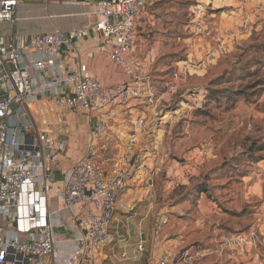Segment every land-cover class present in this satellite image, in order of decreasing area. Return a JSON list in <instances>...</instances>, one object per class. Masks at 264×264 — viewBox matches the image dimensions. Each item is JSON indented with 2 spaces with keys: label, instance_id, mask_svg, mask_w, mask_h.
Segmentation results:
<instances>
[{
  "label": "built area",
  "instance_id": "obj_1",
  "mask_svg": "<svg viewBox=\"0 0 264 264\" xmlns=\"http://www.w3.org/2000/svg\"><path fill=\"white\" fill-rule=\"evenodd\" d=\"M24 1L27 0H0V23L14 22L15 11ZM146 3L147 0H83L86 15L91 19L83 28L66 34L54 31L25 39L16 37L0 44V264H47L42 259L56 255L51 218L58 211L48 210L46 195L37 189L36 183L38 173L55 165L66 152V145L36 127L29 105L37 101L39 94L35 76L53 68L60 51H72L73 42L91 30L101 38L97 52L119 68L126 79L105 86L78 60L65 78L67 92L53 100V105L60 109L96 115L86 150L66 176L61 193L62 210L78 230L77 257L70 263H89L95 250L111 244L110 225L118 200L149 157L156 156L157 133L167 116L160 108L161 98L154 97L150 76L130 60L135 27L143 17ZM241 16L240 28L247 30L249 21L244 11ZM228 40H221L211 48L205 61L211 63L227 54ZM155 57L156 51L151 50L149 61ZM201 66L192 60L178 66L166 83V98L174 99L186 76ZM203 98L202 91L187 95L170 117L176 118L181 111L189 113ZM133 102L148 103L151 113L135 120L120 153L111 164H104L99 156V143L111 127L115 109ZM196 167H201V163L197 161L183 172L186 182ZM216 247L217 254L246 261L264 249V226L223 236ZM142 250L143 246L138 244L137 253ZM189 252L178 256L164 253L153 264L182 261L192 264L197 253ZM133 257H137L136 253Z\"/></svg>",
  "mask_w": 264,
  "mask_h": 264
},
{
  "label": "rangeland",
  "instance_id": "obj_2",
  "mask_svg": "<svg viewBox=\"0 0 264 264\" xmlns=\"http://www.w3.org/2000/svg\"><path fill=\"white\" fill-rule=\"evenodd\" d=\"M204 1L209 0H148L143 18L135 27V45L130 56V60L150 76L154 97L161 98L160 108L167 112L157 133L159 143L155 149L156 156H150V161L146 162L149 165L144 167L142 187H151L149 191L154 204L153 212L157 211L158 204L180 201L192 188L202 185L206 193L200 196L204 195L206 199L213 201L224 215L213 219L219 221L222 232L215 234L217 236L211 237L210 241L194 243L192 246L196 251L201 245L216 250V243L221 237L264 226V151L253 158L245 153L252 143H256L257 147L264 145V92L257 97L259 88H243L256 80L255 77H248L244 82L237 81L231 85L210 84L221 75L226 77L225 71L237 72L239 69L236 67L229 68L239 60L243 64L249 60L258 62L259 58H264V50L256 55L248 49L250 45L264 44V24L258 30L256 42H236L230 46L227 54L207 63L205 56L210 49L198 57L190 56L189 54L195 55L192 52L193 43L198 38L202 42L210 39L211 33H215L212 28L227 19L221 14L212 19V6ZM219 36L218 34L216 37ZM153 48L156 57L149 61ZM241 55L242 59L239 58ZM188 60L202 66L186 76L177 96L169 101L165 96V84L171 73ZM255 69L252 67L250 70ZM258 76L264 81V70ZM240 86L244 95L238 92ZM194 91L204 92L205 100L189 109V113L181 111L179 116L171 118L172 110L177 108L178 102L185 100ZM190 106L191 103L188 107ZM29 111L38 129L51 133L58 142L65 143L66 152L61 156L67 162L74 164L84 154L90 131L86 112L60 109L42 103L29 107ZM98 148L100 160L104 164H111L122 149L119 145H106L103 141ZM192 156L197 157L201 167H196L194 175L186 182L183 175L186 165H196L190 160ZM234 159L236 162L233 163ZM220 166L223 167L222 173L213 176L212 171ZM176 172L178 176H175ZM240 173H244V176H239ZM187 200L193 209L195 202L189 198ZM148 201L149 195L140 202L147 204ZM174 216H178V213H174ZM191 219V213L183 210L180 232L185 234L190 229L193 231ZM197 219L198 217L194 221ZM210 223L207 227H210ZM199 230L202 231L200 235L203 234L206 239L208 234H213L206 227ZM224 258L226 257L220 259L221 264H229ZM210 260L213 261L214 258L209 259V264H212ZM245 262L264 264V249Z\"/></svg>",
  "mask_w": 264,
  "mask_h": 264
},
{
  "label": "crops",
  "instance_id": "obj_3",
  "mask_svg": "<svg viewBox=\"0 0 264 264\" xmlns=\"http://www.w3.org/2000/svg\"><path fill=\"white\" fill-rule=\"evenodd\" d=\"M82 1H24L15 11L14 22L0 23V44L9 42L16 37L25 39L31 35H44L54 31L66 34L83 28L91 23V19L86 15V9L82 5ZM204 2L212 6L210 8L213 11L211 13L212 19L221 14L225 16L224 18L227 21L219 22V26L216 24L217 26L215 25L212 28L215 33H211L212 37L210 39L202 42L198 38V41H195L192 47V52L195 55L189 54L190 56L198 57L213 48L219 41L227 38H229L228 53L231 45L236 42L249 41L252 35H258L261 24H264V0H209ZM242 11H244L245 17L249 21L247 30H241L240 28ZM251 24L252 27H250ZM218 34L220 36L216 37ZM100 42L99 34L91 30L85 37L76 39L73 42L72 51H60L55 58V66L35 76L39 94L37 101L31 103L29 107L32 108L41 103L52 106L56 97L66 93L68 86L65 83V78L67 74L75 69L78 60L85 64L90 73L105 86L123 82L126 75L97 52ZM31 58L36 59L38 57L33 56ZM114 112L115 118L103 142L106 145H119L120 147L123 146L127 136L133 130L132 124L135 120L142 115L148 116L151 113L146 102L132 103L125 107L116 108ZM94 116L96 115L92 114L87 117L90 129L95 120ZM89 140L90 131L88 143ZM190 160L195 163L198 161L195 156H192ZM149 161L150 159H148ZM148 165L146 163V166ZM190 165H186V167H190ZM72 166V163L70 164L64 157L59 156L55 165H51L45 172H37L36 187L45 193L48 210L50 212L58 211L57 215L51 218L53 248L56 255L42 259L47 264H72L70 261L77 257L78 230L75 222L69 220L65 211L62 210L61 199L65 179ZM176 174L178 172L175 173V176H178ZM144 177L145 171L143 168L118 200L115 215L110 225L111 244L95 250L93 259L89 263L75 264H153L164 253L178 256L186 250H189V253H197L194 260L195 264H209L210 258H214L213 261L210 260L212 264H221L220 259L224 256L229 264L246 263L245 261L230 260L227 255L217 254L215 249L211 250L206 245H201L200 248L197 247V251L196 248H193L194 243H201L203 240L210 241L211 237L217 236L215 234H220L223 230L219 229L221 226L219 221L213 220L215 217L224 216L213 201L201 195L193 209H191L188 200L184 202L173 201L169 204L161 203L158 204L157 211L154 213V204L151 200V191H149L151 187L148 186L145 189L142 187ZM147 195H149L148 203H141L140 201ZM147 205L148 207H146ZM183 210L191 213L192 222L190 225L193 227V231L190 229L185 234L179 231V227L182 225L180 219ZM174 213H178V216H174ZM196 217L198 219L194 221ZM203 221L204 224L201 226ZM209 223L210 227H207ZM205 227L213 233L208 234L207 239L203 237V234L200 235L202 231L199 230ZM196 228H198L197 231H195ZM175 229H177L176 232ZM138 244L143 246V250L137 253L136 247ZM134 253L137 255L136 258L133 257ZM122 254H125L126 257L121 258ZM180 264L191 263L182 261Z\"/></svg>",
  "mask_w": 264,
  "mask_h": 264
},
{
  "label": "trees",
  "instance_id": "obj_4",
  "mask_svg": "<svg viewBox=\"0 0 264 264\" xmlns=\"http://www.w3.org/2000/svg\"><path fill=\"white\" fill-rule=\"evenodd\" d=\"M147 2H148V0H147ZM146 5H147V3H146ZM257 39H258V35H252L249 40H250L251 44H253L252 42L253 41L256 42ZM248 47H249L248 48L249 51H253V53L256 55L258 54L259 51L264 50V44H262V43H258V45H256V46L250 45ZM244 53H243V55H244ZM242 57L243 56L241 55L239 58L242 59ZM239 62H241V61L239 60ZM239 62L234 63L229 68V69H232V68L236 67L237 69H239V70H237L238 73L237 72L230 73V71H225L224 74L226 75V77H224V75H221L220 77L212 80L210 82V84L212 86L231 85L233 82H237V81L244 82V79H246L248 77H255V78H257L256 80L251 81L250 83H247V85L243 88H247V89L259 88L258 89L259 92L257 95V97H259L261 95V92H264V81L261 80L260 76H258V75H260V72L262 74V71L264 70V58H259L258 62H257V60L255 62L254 59L246 61L243 64L239 63ZM252 67L256 68L255 71L250 70ZM235 74H237V75L234 78ZM263 78H264V76H263ZM165 86H166V84H165ZM241 86L238 88L239 89L238 92H239V94L244 95L243 91L241 90L242 89ZM194 92H190L189 94L194 93ZM204 100H205V96L203 98V101ZM263 151H264V145H260L259 147H257L256 143H252L248 147V149L245 151V153L247 154L248 157L253 158L258 153L263 152ZM232 162L233 163L236 162V159H234ZM234 165H236V164H234ZM222 170H223V167L220 166L215 171H212L213 176H216V174H221ZM239 176H244V173H242V174L240 173ZM205 193H206L205 187H202V185L197 186L195 188H192L190 191H188L184 195V197L182 199H180L179 202L187 201V199L189 198L192 201H194L196 204V201L198 200L200 194H205Z\"/></svg>",
  "mask_w": 264,
  "mask_h": 264
}]
</instances>
